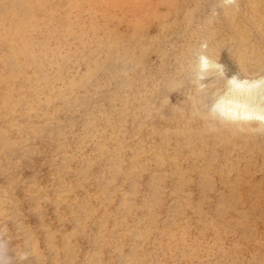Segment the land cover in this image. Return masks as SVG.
<instances>
[{
	"label": "rangeland",
	"instance_id": "374dc122",
	"mask_svg": "<svg viewBox=\"0 0 264 264\" xmlns=\"http://www.w3.org/2000/svg\"><path fill=\"white\" fill-rule=\"evenodd\" d=\"M228 100L264 117V0H0V264H264Z\"/></svg>",
	"mask_w": 264,
	"mask_h": 264
},
{
	"label": "bare ground",
	"instance_id": "6f19581e",
	"mask_svg": "<svg viewBox=\"0 0 264 264\" xmlns=\"http://www.w3.org/2000/svg\"><path fill=\"white\" fill-rule=\"evenodd\" d=\"M221 108L225 109L226 111H228L229 113H231L233 115L240 114V116L243 118H254V119L256 118L259 120L264 119V117L262 115H260L259 113H255V112L248 110L246 105L240 104L237 101H229L226 104H222Z\"/></svg>",
	"mask_w": 264,
	"mask_h": 264
}]
</instances>
